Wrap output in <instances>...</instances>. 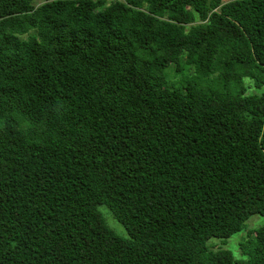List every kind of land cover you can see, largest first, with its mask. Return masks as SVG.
Masks as SVG:
<instances>
[{"label": "trees", "instance_id": "16d2710c", "mask_svg": "<svg viewBox=\"0 0 264 264\" xmlns=\"http://www.w3.org/2000/svg\"><path fill=\"white\" fill-rule=\"evenodd\" d=\"M255 215L264 0H0V264H264L208 246Z\"/></svg>", "mask_w": 264, "mask_h": 264}, {"label": "rangeland", "instance_id": "374dc122", "mask_svg": "<svg viewBox=\"0 0 264 264\" xmlns=\"http://www.w3.org/2000/svg\"><path fill=\"white\" fill-rule=\"evenodd\" d=\"M36 4H40V1H36ZM168 75L169 84L180 85L181 81L190 77V75L194 74L193 71L186 66H183V71L181 73H175L172 71V68L169 67L166 70ZM192 77V76H191ZM245 82H248L246 79ZM249 93H255L253 89L249 90ZM97 210L102 214L107 226L112 229L118 236L122 238H127V233L125 229L114 219L112 214L109 212L106 206L101 205L97 207ZM264 223V218L260 216H252L247 222L244 230L241 233L235 234L227 240H219V239H210L208 242V246L211 250L216 251L219 249H227L229 250L234 257L236 258H244L238 248L239 242L244 239L247 233L251 232L253 229L257 228L261 224Z\"/></svg>", "mask_w": 264, "mask_h": 264}]
</instances>
